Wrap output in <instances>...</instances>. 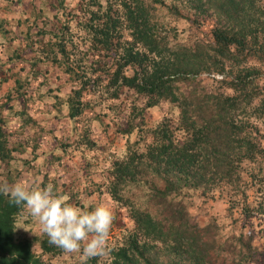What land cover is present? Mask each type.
<instances>
[{
	"label": "trees",
	"instance_id": "16d2710c",
	"mask_svg": "<svg viewBox=\"0 0 264 264\" xmlns=\"http://www.w3.org/2000/svg\"><path fill=\"white\" fill-rule=\"evenodd\" d=\"M145 2L141 19L128 26L130 39L123 45L121 62L113 69L102 68L107 77L103 85L111 88L110 98L118 100L113 106L121 113L126 102L133 106L145 95L147 107L161 100L174 102L179 118L175 124L164 117L148 125L139 109L124 127L113 123L116 134L138 130L137 138L127 141L123 158L105 167L99 183L116 202L111 230L120 228V233H110L109 257L80 264H264V227L254 231L247 224L255 213L264 214V0ZM156 6L173 20L183 19L196 27L208 24L204 36L183 45L175 41V26L168 27L172 35L160 34L152 23ZM66 15L72 16L70 11ZM105 25L106 32L101 27L97 33L104 35L103 44L114 43L119 25ZM58 35L64 53L67 41L64 34ZM169 38L175 41L172 45ZM163 53L166 61L158 67L155 58ZM202 72L210 74L206 76L210 83L203 82ZM77 75L71 73L75 79ZM102 75L91 80L81 74L77 81L82 89L88 86L87 91L99 93ZM121 87L128 88L125 94ZM85 105L78 98L69 115L79 114ZM3 125L0 118V161L10 151ZM245 167L252 186L261 193L255 205L248 201L244 187ZM215 189L225 191L233 201L238 194L243 198L240 215L245 221L236 227L232 218L227 234L213 215H207L202 225L198 222V213L208 208L205 194ZM197 190H202L199 196L204 200L193 213L190 200L198 196ZM22 208L0 194V264H39L31 241L13 235L14 216ZM231 210L229 206L230 218ZM257 232L262 233L259 244ZM40 245L43 252L57 249L45 239Z\"/></svg>",
	"mask_w": 264,
	"mask_h": 264
},
{
	"label": "rangeland",
	"instance_id": "374dc122",
	"mask_svg": "<svg viewBox=\"0 0 264 264\" xmlns=\"http://www.w3.org/2000/svg\"><path fill=\"white\" fill-rule=\"evenodd\" d=\"M145 4V0H0V118L10 148L5 160L0 161L2 182H24L29 188L52 182L59 193L67 195L71 203L84 210L89 206L104 205L115 213L116 202L99 183L105 175V167H111L116 158H123L127 141L136 139L138 130L116 134L113 123L118 122L124 127L127 118L139 109L143 110L141 116L148 125H155L164 117L175 124L179 118L174 102L161 100L147 107L145 95H141L133 106L126 102L128 105L121 113L113 106L118 100L110 98L111 88L107 90L103 85L107 77L102 75V68L113 69L121 62L123 45L130 39L128 26L132 20L141 19ZM67 11L71 12V18L66 15ZM108 15L112 18L110 22ZM113 23L119 25L116 39L114 43L103 44L104 35L97 30L102 27V32H106L105 24L112 28ZM152 23L160 34L172 35L168 27L175 26V41L183 45L202 38L208 27L206 23L196 27L183 19L173 20L157 6ZM58 34H64L67 41L64 53L60 51L62 45L58 43ZM169 40L170 45L175 42ZM155 61L156 66H162L166 56L163 53ZM73 72L78 74L76 79L71 76ZM131 72L127 69V73ZM81 74L91 80L104 76L99 85L101 91H87L88 86L82 89L77 81ZM201 75L205 77L204 83L211 82L206 78L209 73L202 72ZM215 77L221 76L216 74ZM222 89L229 92L226 87ZM127 90V87H121L120 91L125 94ZM78 98L86 105L79 114L70 116V107ZM140 120L137 115L135 122ZM247 172L249 169L245 167L244 187L248 201L255 205L261 200V193L252 186ZM215 190L205 194L208 208L198 213V222L202 225L207 215H213L214 221L223 226V233L227 234L232 218L238 223L234 224L236 227L245 221L240 215L243 198L238 194L233 201L225 191ZM201 192L197 190L198 196L193 200L185 198L194 202L190 206L193 213L200 210L198 207L204 200L199 196ZM124 221L129 225L127 219ZM247 224H252L250 228L254 231L263 228L264 214L255 213ZM111 231L117 234L120 228ZM261 234L257 232L256 244L263 242ZM13 235L31 241L39 264L82 262L80 254H65L57 247L43 252L40 243L48 237L24 207L14 216Z\"/></svg>",
	"mask_w": 264,
	"mask_h": 264
},
{
	"label": "clouds",
	"instance_id": "9594fccd",
	"mask_svg": "<svg viewBox=\"0 0 264 264\" xmlns=\"http://www.w3.org/2000/svg\"><path fill=\"white\" fill-rule=\"evenodd\" d=\"M0 194L8 196L10 203L26 208L47 235L48 243L65 254L78 253L82 262L110 256V233L116 217L109 207L84 210L59 193L52 182L31 188L24 182H0Z\"/></svg>",
	"mask_w": 264,
	"mask_h": 264
}]
</instances>
